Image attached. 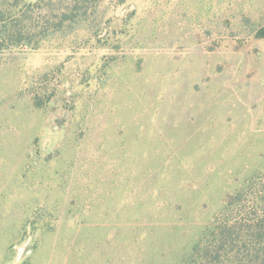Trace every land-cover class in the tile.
<instances>
[{"label": "rangeland", "instance_id": "374dc122", "mask_svg": "<svg viewBox=\"0 0 264 264\" xmlns=\"http://www.w3.org/2000/svg\"><path fill=\"white\" fill-rule=\"evenodd\" d=\"M0 264H264V0H0Z\"/></svg>", "mask_w": 264, "mask_h": 264}]
</instances>
